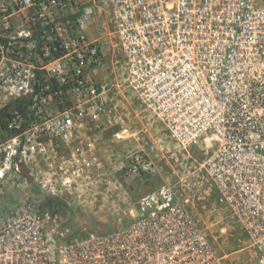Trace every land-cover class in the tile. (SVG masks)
<instances>
[{
  "label": "built area",
  "instance_id": "built-area-1",
  "mask_svg": "<svg viewBox=\"0 0 264 264\" xmlns=\"http://www.w3.org/2000/svg\"><path fill=\"white\" fill-rule=\"evenodd\" d=\"M107 4L123 87L181 147L205 143L203 167L215 199L240 224L256 264H264V4ZM96 8L77 0H0V264H223L189 200L169 184L141 197L127 225L75 239L50 212L58 206L45 209L24 197L25 166L38 167L42 156L55 167L56 148L73 145L65 163L80 176L101 166L97 129L122 127L120 87L91 76L106 60L101 40L87 33L99 18ZM22 102L27 114H8ZM126 133L121 128L115 137ZM127 159L133 175L159 173L140 151ZM35 181L58 189L52 179Z\"/></svg>",
  "mask_w": 264,
  "mask_h": 264
},
{
  "label": "rangeland",
  "instance_id": "rangeland-1",
  "mask_svg": "<svg viewBox=\"0 0 264 264\" xmlns=\"http://www.w3.org/2000/svg\"><path fill=\"white\" fill-rule=\"evenodd\" d=\"M259 1L264 4V0ZM77 2L83 7H97L99 15L89 24L88 33L101 40L106 60L102 68L91 74L92 79L95 82L105 80L120 87L117 100L124 117L122 127L97 129L105 132L102 139L106 142L105 155L112 165L101 163L100 167L85 169L84 174L77 176L76 167L70 168L69 165L66 169L58 164V160L65 161V148L62 147L65 144H60L59 153H55V167H49L48 159L41 156L38 167L25 166L22 169L24 197L40 206L57 204L58 207L50 212L58 216L57 220L70 229L75 239L82 238L87 232L108 234L127 225L141 197L169 184L183 199L189 200L193 215L204 229L208 241L222 256L223 264H256V255L240 224L231 211L215 199L216 189L203 167L209 152L205 143L199 142L188 149L181 147L156 113L124 88L122 72L113 58L107 0ZM26 105L27 102L14 104L8 114L15 110L21 112L19 108ZM121 128H125L127 133L117 139L115 132ZM138 151L154 160L158 175L143 177L129 172L127 157ZM68 155L70 158L71 152ZM54 172L60 174L63 181V185H57L54 192L35 181L36 178L54 181ZM67 177L70 181L65 184Z\"/></svg>",
  "mask_w": 264,
  "mask_h": 264
},
{
  "label": "crops",
  "instance_id": "crops-1",
  "mask_svg": "<svg viewBox=\"0 0 264 264\" xmlns=\"http://www.w3.org/2000/svg\"><path fill=\"white\" fill-rule=\"evenodd\" d=\"M87 33H88V29H87ZM88 35L90 36V38L96 39V38L92 37L89 33H88ZM104 134H105V132L99 131L98 133H96L95 135L92 136L93 139L95 140V145H96L95 154L101 163H103V164L110 163L112 165L110 158L109 157L107 158L105 155L104 146H106L105 145L106 142H104V140H102L104 137ZM72 146L71 145H69V146L68 145H62V147L65 148V155L63 156L65 160L69 159L68 153L72 152ZM59 149H60L59 147L56 148L57 152L59 151ZM58 164H60L63 168H66V169L69 168V164H66L63 159H62V161L58 160ZM115 164H117V161ZM70 168H71V165H70ZM61 174H62V176H64L63 173H61ZM59 175L60 174H57V172H54V176H53L54 181H55L56 185H63V181L60 178L61 175L60 176Z\"/></svg>",
  "mask_w": 264,
  "mask_h": 264
},
{
  "label": "trees",
  "instance_id": "trees-1",
  "mask_svg": "<svg viewBox=\"0 0 264 264\" xmlns=\"http://www.w3.org/2000/svg\"><path fill=\"white\" fill-rule=\"evenodd\" d=\"M19 110L23 113V114H26L27 112H28V104L23 108H19ZM2 121V120H1ZM2 123V122H1ZM4 128L6 127V126H3ZM51 206H57V204L56 205H50V204H45V206H42L43 208H48V207H51Z\"/></svg>",
  "mask_w": 264,
  "mask_h": 264
}]
</instances>
